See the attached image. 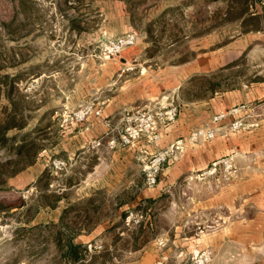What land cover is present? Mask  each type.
I'll use <instances>...</instances> for the list:
<instances>
[{"label":"rangeland","instance_id":"1","mask_svg":"<svg viewBox=\"0 0 264 264\" xmlns=\"http://www.w3.org/2000/svg\"><path fill=\"white\" fill-rule=\"evenodd\" d=\"M170 3L176 13H156ZM126 22L128 33L138 38L137 62L153 70L193 61L215 48V42L224 47L248 34L254 37L245 50L240 45L233 63L208 77L190 79L186 99L264 82V1L0 0V83L6 85H0V115H16L17 124L25 126L8 133L16 137L9 145L24 142L29 145L25 154L36 157L32 166L9 177L14 170L9 163L18 158L0 147V264H72L61 245L77 234L76 243L87 249L84 264H197L205 250L213 254L207 264H264L262 189L235 192L233 204L211 200L233 179L237 184L254 178L263 187L260 172L243 175L235 162L238 172L232 179L203 178L199 173L151 197L144 196L149 187L137 169L123 187L74 203L73 192L59 191L65 184L80 185L89 166L87 153L67 157L53 150L64 135L56 112L64 104L70 109L80 104L87 82L97 81L93 76L102 59L103 24L115 33ZM203 40L207 43H200ZM13 78L20 93L9 100ZM175 100L180 110L181 101ZM56 161L65 165L57 169ZM45 164L46 175L37 177ZM29 168L35 169L33 180L26 174ZM63 197L64 209L59 204ZM95 243L101 248L90 251L88 245Z\"/></svg>","mask_w":264,"mask_h":264},{"label":"crops","instance_id":"2","mask_svg":"<svg viewBox=\"0 0 264 264\" xmlns=\"http://www.w3.org/2000/svg\"><path fill=\"white\" fill-rule=\"evenodd\" d=\"M172 4L170 3L156 13L160 14L167 10V13L171 14L175 11L171 9L174 6ZM120 9L121 14H127L124 8ZM108 27V23L103 24V29L100 32V37L105 38L103 41L131 31L127 22L121 26L122 30L115 33L111 32ZM203 41L200 43H207V40ZM253 44L254 37L250 34L240 40H232L224 47H216L218 42H215L213 44L215 48L208 52L205 50L193 61L160 70L150 69L137 62L141 52L137 47L125 50L119 58L114 60L100 58L98 71L93 76L97 81L87 82L84 100L80 104L71 105L73 109L64 104L60 111L56 112L55 117L59 121V117L63 113L89 103H94L103 111L101 117L91 116L85 123L63 130L62 139L60 138L59 143L53 148L55 153H62L67 157L77 155L80 158L84 153H87L88 156L89 169L85 180H82L78 186L68 187L65 184L60 187L59 191L73 192L74 195L70 197V201L74 203L101 190L110 191L121 188L126 184L125 179L133 169H137L142 174V165L146 158L177 141L184 144L177 160L164 166L158 185L146 189L144 196H156L163 188L173 186L182 177L193 179L196 174L210 169L214 163L227 157L233 158L237 166L240 167L241 174L255 176L260 172L264 178V117L262 108L258 109V117L248 120L253 125L242 131L228 133L223 126L227 124L225 123L221 125V129L213 141H202L197 144L188 142L189 135L197 128L210 122L215 114L230 110L240 104H259L264 101V82L242 85L229 91L210 90L205 97L197 99H186L184 96L187 89L185 84L190 79L196 75L208 77L214 74L238 58L240 45L244 46L245 50ZM206 47L207 45L204 46V48ZM133 62H135L136 71L126 72L125 67ZM163 97L179 99L182 105L177 122L160 131V141L149 143L147 140H142L131 148L117 151H111L106 145L99 150H87L92 141L105 136L110 129L115 128L121 116L131 110L147 107ZM181 97L184 100H181ZM230 121H234V118H231ZM91 160L94 161L93 165L90 163ZM46 167L45 164L39 168L37 177L44 173ZM31 168L27 170L26 174L30 175L28 176L30 180H33L35 169L30 170ZM22 179L23 177L20 176L19 183L22 182ZM230 183L220 189V192L211 199L212 202L217 204L226 199L233 204L235 192H241L246 188L247 190L252 189L250 193L261 189L264 193V179L260 183L263 185L261 188L254 178H248L246 181L241 180L237 184H234L233 179ZM66 200L67 197H63L59 202L63 209V203Z\"/></svg>","mask_w":264,"mask_h":264},{"label":"built area","instance_id":"3","mask_svg":"<svg viewBox=\"0 0 264 264\" xmlns=\"http://www.w3.org/2000/svg\"><path fill=\"white\" fill-rule=\"evenodd\" d=\"M138 38L135 33H127L114 38H109L101 44L100 56L103 60H114L119 58L121 54L134 47ZM126 72H135V62L125 67ZM263 110L264 117V101L259 104H240L230 110H224L212 117V120L204 126L194 130L188 138L191 144H197L202 141H213L223 125L228 133H236L253 125L248 122L249 119L258 117V109ZM102 109L94 103L83 105L73 111L65 112L59 117V127L67 130L70 127L78 126L85 123L89 117H101ZM179 106L174 98L164 97L156 102L151 108L145 110L129 111L119 119L115 128L103 137L92 141L89 145L91 150H99L104 145L108 148L126 149L139 144L142 140L149 143L160 141V131L175 124L179 117ZM234 118V121H230ZM229 121V123H228ZM109 123V122H108ZM184 144L177 141L165 149L149 156L143 161L142 172L145 178V184L149 188L158 185L162 170L166 164L176 161L178 154L182 151ZM65 163L62 161L54 162L57 169H61ZM238 170L232 157L223 158L214 163L212 167L199 174L200 177H222L226 180L234 178ZM130 221V218H128ZM101 246L98 243L89 244L90 251H97ZM212 252L205 250L197 258V264H207L212 259Z\"/></svg>","mask_w":264,"mask_h":264},{"label":"trees","instance_id":"4","mask_svg":"<svg viewBox=\"0 0 264 264\" xmlns=\"http://www.w3.org/2000/svg\"><path fill=\"white\" fill-rule=\"evenodd\" d=\"M215 1H221V0H215ZM258 2H263L264 0H256ZM5 85V83H3ZM0 83V85H3ZM6 86V85H5ZM1 90V89H0ZM14 93H20L19 85L16 80V78H13L11 80V84L9 86V91L7 93V97L9 100H11V94ZM15 104L13 103L12 106ZM15 112V107H14ZM16 114V113H14ZM16 115L8 116L4 119L1 118L0 115V147L1 148H9L13 152H15L17 156V160L11 161L9 164L13 167V172L10 174L9 177H15L17 176L21 171H23L25 168L32 166L34 162L36 161V157L29 156L25 154V151L27 150L29 145H26L24 142L22 144H19L18 146L9 145V142H14L16 140V137L9 138L8 133L11 130L14 129H24V124H20L16 122ZM46 175V172L44 173ZM69 213L68 210L65 211L64 216L62 219H64L65 214ZM123 218H125L126 214H123ZM80 234H77L76 236H72L68 238V242L66 246H63V249H67L65 253V258L70 260L72 264H84L85 263V257L87 255V249L84 248L82 244L76 243V239ZM62 242V240H58V243Z\"/></svg>","mask_w":264,"mask_h":264}]
</instances>
